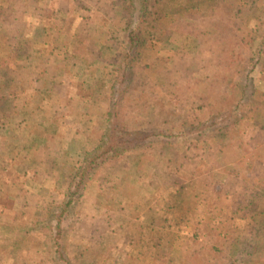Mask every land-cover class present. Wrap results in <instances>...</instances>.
I'll use <instances>...</instances> for the list:
<instances>
[{
	"label": "trees",
	"instance_id": "obj_1",
	"mask_svg": "<svg viewBox=\"0 0 264 264\" xmlns=\"http://www.w3.org/2000/svg\"><path fill=\"white\" fill-rule=\"evenodd\" d=\"M5 1L6 7L0 3V50L4 51L15 35L29 44L34 41L37 44V49L34 50L35 64L30 65L27 70L34 78L36 90L49 99L55 80L63 78L65 69L68 70L74 65L72 61L75 52L89 51L81 42L74 41L73 46H77V49L72 48L74 53L68 48L72 46L63 45L64 42L60 45L58 42H49L50 35L40 34L39 30L32 28L33 25L25 20L23 12L28 7V4L25 6L27 0ZM237 1L242 8L231 22L220 21L209 33L195 28L188 23V18L195 17V12L203 11L216 0H101L98 3L103 12L108 9L118 10L122 15L120 20L127 26L119 28L122 37L121 50L109 53V78L107 76L104 80L100 79L105 89L107 86V92L102 97L99 111L89 108V103L85 107L87 109L84 111V118L95 121L102 131L95 149L80 153L81 165L67 166L65 161L59 159L63 158L60 154L62 145L57 146L59 138L53 132H40L29 128L24 140L16 139L12 133L3 134L4 143L10 148L12 145H23V150L30 148L34 151L35 177L30 184L32 187L37 184L40 189L37 192L28 190L21 197L15 196V204L20 213L31 217L26 226L28 231L50 244L49 259L40 264H80L91 248L89 243L104 239L103 232L97 227L92 228L86 238L73 235L74 227L79 221H89L93 213L97 216L98 213L93 212L89 205L101 206L110 199L103 192V195L96 193L101 191L91 190V180L98 167L115 164L119 169H124L137 159L139 166L146 165L151 159L150 156H166L163 154L174 152L173 148L176 146L179 147L176 150L186 161H206L209 158L206 143L212 134L216 135L215 145L218 147L222 142L228 145L238 144L237 146L244 144L250 148L252 145L256 148L264 145V126L249 114L251 108L264 116V109L256 105L258 96L264 98V77L260 78L264 73V23L261 27L254 25L247 14V7L256 4L258 0ZM69 10L70 17L80 14L82 17H89L87 14L83 15L76 6ZM98 21L97 28L102 29L104 23ZM72 26L73 23H70L66 29ZM154 33H162L169 39L177 37V46L173 45V49L171 48L176 50L172 61L180 67L181 81L174 90L167 93L170 97L168 101L162 100L165 91L162 84L166 81L168 70L140 61L142 51L152 49L147 43L154 45L151 40ZM57 51L62 53V57H58L57 72L52 77L42 66H38L41 59L37 56L43 54L42 52L56 54ZM232 64L242 69L244 87L238 102L226 96L227 89L223 86L214 85L212 88L213 84L208 83L214 76L211 82L216 84L218 76ZM202 69L209 72L203 75ZM206 84L209 85L208 88ZM216 93L224 96L218 101L220 109L213 115L207 114L202 103L213 97L217 98ZM123 107L134 112V118L122 115ZM72 109L65 108L58 118L64 126L71 125L79 116ZM165 143L170 144V147L164 148ZM55 147L58 151H52L53 155L46 156L44 162H40V152L35 150L50 151L51 148L56 149ZM23 150L12 152V159L18 162V169ZM158 150L162 153H158ZM221 150L223 149L218 151ZM126 160L129 161L124 164ZM167 161L177 166L175 184L182 183L183 188L192 184L195 180L194 174L186 171L185 164H178L171 157ZM261 164L264 169V160ZM28 175L18 170L15 172L17 180L14 185L24 192L26 190L21 186H30L23 180H27ZM5 177L0 172V195L7 193L3 191L6 187ZM259 178L257 187H251L248 181H243L238 187L230 182L229 175L221 172L209 184L211 193L209 190L206 193V189L199 192L194 190L195 204L191 208L185 206L182 209L181 219L194 220L201 227L195 233L198 244H205V236H226L227 228L234 229V232L238 227L248 230L245 239L241 243H232L225 254L227 264H259L264 260V210H259L257 204V199L264 194V171L259 173ZM186 180L189 181L187 185ZM43 189L48 190L47 193ZM32 195L37 198L27 203L26 200ZM228 196L233 197V200ZM224 198L234 203L231 215L233 223L230 225L217 208L219 204H223ZM34 201L42 203L46 208L45 214L42 208L32 205ZM95 208L101 214L108 213V208ZM208 214L217 218L211 224L205 221ZM161 232L163 230L160 231L159 228L143 224L134 225L127 231L126 237L129 245L133 247L135 264L172 263L169 242L165 233ZM20 244L13 241L6 256L0 257V264H39L30 259L28 251ZM212 249L218 250L217 247Z\"/></svg>",
	"mask_w": 264,
	"mask_h": 264
},
{
	"label": "rangeland",
	"instance_id": "obj_2",
	"mask_svg": "<svg viewBox=\"0 0 264 264\" xmlns=\"http://www.w3.org/2000/svg\"><path fill=\"white\" fill-rule=\"evenodd\" d=\"M100 1L27 0L25 3V6L28 4L23 12L25 20L27 19L31 26L33 25L32 28L39 30L40 34L50 35L49 42L54 44L58 42L59 45L64 42L63 45L72 46L68 47L71 53H74L73 47L77 49V46H73L74 41L81 42L89 51L75 52L72 61L74 68L65 69L63 78L57 80L55 77L53 93L49 99L36 90L34 78L27 70L36 58L34 50L37 49V44L34 41L31 44L23 42L24 40L15 35L6 49L0 50V167L2 168L0 172L6 176V187L3 191L7 192L0 195V257L6 256L8 248L13 246V241L20 242V245L28 251L30 259L39 264L48 260L50 253L49 242L28 231L26 226L31 217L20 213L15 204V196L21 197L28 190L37 192L40 189L36 186L37 184H33V187L30 184L35 177L34 151L30 148L23 150V145H12L10 148L4 143L3 134L12 133L16 139L24 140L29 128L40 132L45 130L53 132L59 138L57 146L62 145L60 154L63 158L59 159L65 161L67 166L81 165L80 153L86 150L93 151L100 138L101 128L95 121L85 119L84 111L87 109L85 108L87 103L89 108L99 111L102 97L107 92V86L105 89L100 79L104 80L107 76L109 78V53L120 49L122 37L119 28L127 26L120 20L122 15L118 10L101 11L98 6ZM0 3L4 7L7 6L5 0H0ZM240 4L237 0H216L210 6L207 5L203 11L195 12V17L188 18V23L209 33L220 21L230 23L242 8ZM74 6L83 15L87 14L89 17H82L81 14L74 18L70 17L69 9H73ZM247 14L254 25L261 27L264 23V0H258L256 4L248 6ZM96 19L104 23L102 29L97 28L99 21ZM70 23L74 26L67 30ZM176 39L177 37L169 39L167 35L154 33L151 38L154 45L147 43L152 49L147 52L142 51L140 56L141 62L168 70L166 81L162 84L165 90L163 101L169 100L167 93L174 90L181 81L180 67L172 61L176 55V50H172L173 45L177 46ZM42 53L37 56L41 59L38 66H42L53 77L59 65L58 57H62V53L58 51L56 54L55 52L54 54ZM184 64L183 62L182 65ZM208 72L207 69L201 70L203 75ZM241 73V67L232 64L218 76L216 84L211 82L214 76L210 81L208 80V83L213 84L212 88L214 85L223 86L227 89L226 96L238 102L244 87ZM261 77H264V73ZM206 87L208 88L209 85L206 84ZM216 95L217 98L213 97L202 103L205 113L213 115L220 109L218 101L224 96L219 93ZM257 100L256 105L264 109V102H259L264 101V98L258 96ZM67 107L73 108L72 111L75 114L78 112L79 116L74 123L64 126L62 120L59 121L58 118L62 110L64 111ZM249 111L252 119L264 126V116L255 109L249 108ZM122 115H130L134 118V112L126 107L122 108ZM177 124L181 126L179 122ZM215 137L216 135L212 134L206 143L209 157L206 161H186L176 150L179 148L176 146L173 148L174 152L163 154L166 156L154 155L157 156L156 160L153 155L150 156L151 159L146 165H140L142 167L139 166L140 163H137L138 159L126 165L124 169H119L115 164H110L109 167H98L91 180V190L101 191L96 193L102 195L105 193L111 200L109 199L101 206L89 205L93 212L98 213L97 216L93 213L89 221H79L74 227L73 235L77 238H86L92 228L97 227L103 232L104 239L89 243L91 248L80 264H135L133 247L129 245L126 233L134 225L140 224L163 230L173 255L171 264H227L225 254L232 243H241L245 239L248 230L245 227H238L234 232V229L227 228L226 236L224 234L205 236V244H198L195 233L201 227L194 220L181 219L182 209L185 206L191 208L195 204L194 190L199 192L206 189V193L208 190L211 193V187L208 189L209 184L211 180L217 179L221 172L223 175H229L230 182L237 184L238 187L243 181H248L251 187H257L256 185L260 182L259 173L264 171L261 164L264 160V145L257 148L252 145L250 148L244 144L237 146L238 144L228 145L222 142L219 148L215 145ZM228 141L232 144L230 139ZM169 145L165 143L164 148L167 149ZM221 148L223 150L218 151ZM18 150H23L19 169L18 162L12 159V152ZM35 151L40 152L38 159L44 162L46 156L53 155L52 151L58 150L51 148L50 151ZM157 152L162 153L160 150ZM170 157L178 164H185L186 171L194 174L195 180L189 185L190 187L183 188L182 183L175 184L177 166L167 161ZM128 161H124V164ZM17 170L29 174L27 180H23L30 186H21L26 190L25 192L14 185L17 180L15 176ZM188 183L189 181L186 180V185ZM238 190L241 189L238 188ZM42 191L47 193L48 190ZM228 197L233 200V197ZM34 198L37 196H29L26 202L30 203ZM222 203L217 207L218 211L230 225L233 223L231 215L234 203L228 198H224ZM257 204L259 210H264V194L257 199ZM32 205L42 208L45 214L46 208L42 206V203L34 201ZM95 207L108 208V213L101 214ZM216 219L213 214H208L205 221L211 224ZM214 247L218 250H213ZM259 264H264V260Z\"/></svg>",
	"mask_w": 264,
	"mask_h": 264
}]
</instances>
